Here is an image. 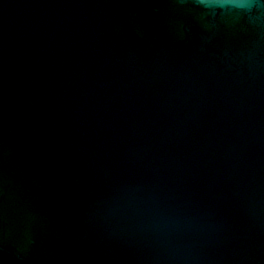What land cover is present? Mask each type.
<instances>
[{"label": "water", "instance_id": "water-1", "mask_svg": "<svg viewBox=\"0 0 264 264\" xmlns=\"http://www.w3.org/2000/svg\"><path fill=\"white\" fill-rule=\"evenodd\" d=\"M0 264H264V3L0 0Z\"/></svg>", "mask_w": 264, "mask_h": 264}, {"label": "clouds", "instance_id": "clouds-1", "mask_svg": "<svg viewBox=\"0 0 264 264\" xmlns=\"http://www.w3.org/2000/svg\"><path fill=\"white\" fill-rule=\"evenodd\" d=\"M220 2H231L234 6L243 7L245 6L246 0H220ZM260 3H264V0H260Z\"/></svg>", "mask_w": 264, "mask_h": 264}]
</instances>
